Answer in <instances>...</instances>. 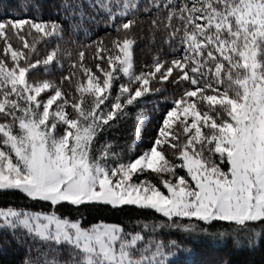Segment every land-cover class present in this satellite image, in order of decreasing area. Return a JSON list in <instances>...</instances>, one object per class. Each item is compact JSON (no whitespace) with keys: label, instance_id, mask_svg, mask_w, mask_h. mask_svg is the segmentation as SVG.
I'll return each mask as SVG.
<instances>
[{"label":"snow or ice","instance_id":"obj_1","mask_svg":"<svg viewBox=\"0 0 264 264\" xmlns=\"http://www.w3.org/2000/svg\"><path fill=\"white\" fill-rule=\"evenodd\" d=\"M0 8V193L48 205L0 206V251L24 248L19 264H33L37 248L50 254L44 264H172L195 251L187 244L194 236H232L237 249L242 237L249 251L260 246L264 0H57L60 20L28 16L38 0H0ZM19 11L23 18L13 14ZM141 13L149 31L163 34L167 54L161 48L137 71L132 33L144 23ZM101 27L104 36L77 45L79 59L59 82L35 78L38 68L65 71L71 52L60 42L77 43L65 41L66 32L87 38ZM53 41L42 55L38 45ZM165 84L173 89L163 100L170 106L151 145L132 159L137 140L118 151L107 133L134 115L138 137L147 98ZM65 205L80 215L61 213ZM126 207L165 219H137L135 230L83 224L81 209ZM164 229L187 234L185 246L159 238Z\"/></svg>","mask_w":264,"mask_h":264},{"label":"trees","instance_id":"obj_2","mask_svg":"<svg viewBox=\"0 0 264 264\" xmlns=\"http://www.w3.org/2000/svg\"><path fill=\"white\" fill-rule=\"evenodd\" d=\"M40 4V8L34 9L30 8L27 11V15L30 17L37 16L39 12L40 17L44 20H60L62 19V15L56 14L57 8V0H38ZM15 5V0H4V6ZM86 8V6H85ZM11 10V8L9 9ZM3 13V8H0V14ZM14 15H19L21 18L24 16L23 11L14 12ZM140 18L144 21V23L139 24L135 29H133V35H135L137 39V43L134 46V60L137 71L141 70V68L145 64H150L153 60V57L164 48L165 54H167V49L164 47L162 43V35L161 33H154L149 31L150 21L147 16L141 13ZM106 30L101 27L98 30L91 31L90 35L86 38L83 33L78 36H71L68 32L65 33V41L75 40L77 43H65L61 41L62 49H67L71 52V59L67 56L64 57L65 60V71L61 72L59 69L54 70L50 75H46L42 68H38L34 70L35 74H39L42 79L53 78L59 82L61 76L66 75L67 65L72 61H78L79 59V48L78 44H86L91 40H95L99 36H104ZM56 41H53L50 45L39 44L38 48L41 50V54L43 55L50 47H52ZM3 44L0 42V48H2ZM94 49L85 50V59L86 62L93 67L94 60L92 59L94 54ZM94 68V67H93ZM123 79V77H122ZM165 91L156 96H149L147 99L149 103L147 104L148 115L146 120L142 123V131L138 137L134 135V115L132 118L127 119L126 121H122L116 128L110 130L107 133V139L112 141L114 144L119 147L117 150L119 151L121 148L127 151L125 146L131 144L132 140L135 138L137 140V145L135 151L132 153L131 158L134 159L136 156L141 154V152L147 149L153 139L156 136V132L159 128L162 114L165 112L167 107L170 104H165L163 102L164 97L169 96L173 93V89L167 84L164 85ZM67 88V85H65ZM158 105L155 111H152L153 107ZM127 158V156H126ZM181 174H184L181 172ZM24 206L26 208H30L32 210L37 209H47L48 205L46 204H38L27 200L22 194L18 192H8V193H0V206ZM61 213H71V218H77L80 213H78L75 209L71 208L68 205H65L60 209ZM81 213L86 219L83 220V224L90 225L93 222L98 221H106V222H117L120 223L128 230H135L138 226L135 221L137 219H141L143 222H161L165 218L161 215L156 214L151 210H139L135 207H126L123 211L112 210L110 208H99V209H81ZM219 227V225H216ZM228 227V225H225ZM174 237L178 239V242L181 243V247H184L185 237L187 234H181L178 230H169L164 229L160 231L159 238L166 239L168 236ZM5 238H7V233L4 234ZM234 237H219L218 235L214 236H203L200 235L198 237H193L187 241V244L194 247L195 251L192 254H184L181 253L179 259L172 261V264H218V261L221 258L227 257L232 261V264H264V240H261L260 246L255 249V251H249L246 246V241L241 237L243 247L237 249L233 247ZM173 251H176L173 249ZM33 252L38 253V260H33V264H44L46 259H50V254L47 253L43 249H35ZM32 253V252H31ZM26 255L25 249L18 248L16 244H5L3 250L0 251V264H19L22 258ZM30 254V259H31Z\"/></svg>","mask_w":264,"mask_h":264},{"label":"rangeland","instance_id":"obj_3","mask_svg":"<svg viewBox=\"0 0 264 264\" xmlns=\"http://www.w3.org/2000/svg\"><path fill=\"white\" fill-rule=\"evenodd\" d=\"M93 67H94V64H93ZM41 76L39 75V74H35V78L36 79H39ZM46 77H43L42 76V79H45ZM48 79H53V78H51V77H49ZM163 190V189H162ZM165 192H166V190H164ZM103 222H106V221H103ZM85 225V224H84ZM87 226V225H86ZM23 250H24V248H22ZM31 259L32 260H38V253H35V252H33L32 251V253H31Z\"/></svg>","mask_w":264,"mask_h":264}]
</instances>
